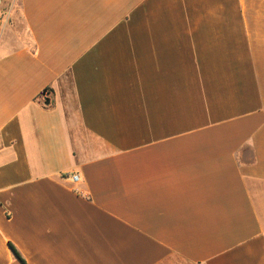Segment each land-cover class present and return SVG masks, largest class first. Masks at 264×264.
I'll return each instance as SVG.
<instances>
[{
    "label": "crops",
    "instance_id": "0c3cea01",
    "mask_svg": "<svg viewBox=\"0 0 264 264\" xmlns=\"http://www.w3.org/2000/svg\"><path fill=\"white\" fill-rule=\"evenodd\" d=\"M0 264H264V0H0Z\"/></svg>",
    "mask_w": 264,
    "mask_h": 264
},
{
    "label": "trees",
    "instance_id": "16d2710c",
    "mask_svg": "<svg viewBox=\"0 0 264 264\" xmlns=\"http://www.w3.org/2000/svg\"><path fill=\"white\" fill-rule=\"evenodd\" d=\"M11 246V249L13 250L14 254L20 259L22 260L20 254L17 252V250L14 248V246L10 245ZM23 261V260H22Z\"/></svg>",
    "mask_w": 264,
    "mask_h": 264
},
{
    "label": "built area",
    "instance_id": "2783aa9c",
    "mask_svg": "<svg viewBox=\"0 0 264 264\" xmlns=\"http://www.w3.org/2000/svg\"><path fill=\"white\" fill-rule=\"evenodd\" d=\"M72 181L75 183V182H78L79 181V176L77 174H73L72 176Z\"/></svg>",
    "mask_w": 264,
    "mask_h": 264
}]
</instances>
